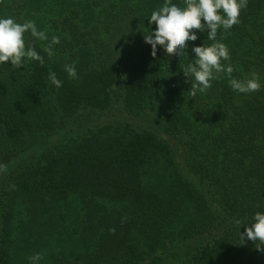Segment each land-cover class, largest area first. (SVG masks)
Wrapping results in <instances>:
<instances>
[{
	"label": "trees",
	"instance_id": "trees-1",
	"mask_svg": "<svg viewBox=\"0 0 264 264\" xmlns=\"http://www.w3.org/2000/svg\"><path fill=\"white\" fill-rule=\"evenodd\" d=\"M163 3L0 0V17L60 37L49 58L25 33L44 63L0 65V264H264V244L239 235L264 212V0L217 34L222 63L259 73L260 90L237 94L222 73L195 97L182 70L212 41L194 30L188 59L153 56Z\"/></svg>",
	"mask_w": 264,
	"mask_h": 264
},
{
	"label": "clouds",
	"instance_id": "clouds-1",
	"mask_svg": "<svg viewBox=\"0 0 264 264\" xmlns=\"http://www.w3.org/2000/svg\"><path fill=\"white\" fill-rule=\"evenodd\" d=\"M248 0H184L183 4L164 0L162 6L151 12L148 18L149 27L155 24L154 32L144 39L152 48V55H156L158 46L167 54L175 53L178 57H187L186 49L189 41L198 39L194 30L201 33L207 31V40L212 41L209 46H193L191 51L195 58L189 60L182 72L191 82L190 95L205 94L212 86V81L220 78V74L228 77V85L237 94H250L262 87L259 73L252 71L247 77L237 79L232 76V65L222 61H230L228 46L217 40L218 30L230 34L234 25L240 23L241 11L247 7ZM204 21L202 24L201 21ZM25 33L39 41H48L44 52L51 58L54 46L60 43V37L53 35L49 40L47 32L40 30L34 20L18 23L13 17H0V65L10 62L15 69L25 67L29 61L44 63V57L32 46H25ZM65 72L69 78H78L75 63L65 64ZM48 80L56 88L62 87V81L54 72H50ZM240 224L239 220L235 221ZM250 227H245L239 233L240 239L259 241L264 244V212L254 214ZM248 225V224H247ZM259 250V248H258ZM42 255L36 253L29 257L30 264H39Z\"/></svg>",
	"mask_w": 264,
	"mask_h": 264
},
{
	"label": "rangeland",
	"instance_id": "rangeland-1",
	"mask_svg": "<svg viewBox=\"0 0 264 264\" xmlns=\"http://www.w3.org/2000/svg\"><path fill=\"white\" fill-rule=\"evenodd\" d=\"M117 108H119V109H120V107L116 106V109H117ZM116 112H117V111H116ZM116 116H117V117H118V116H120V113H118ZM18 163H21V162H20V161H18Z\"/></svg>",
	"mask_w": 264,
	"mask_h": 264
}]
</instances>
